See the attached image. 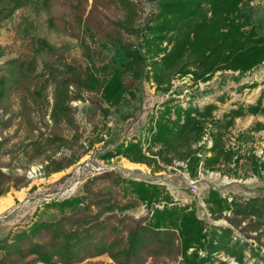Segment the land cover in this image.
Masks as SVG:
<instances>
[{
	"label": "rangeland",
	"instance_id": "374dc122",
	"mask_svg": "<svg viewBox=\"0 0 264 264\" xmlns=\"http://www.w3.org/2000/svg\"><path fill=\"white\" fill-rule=\"evenodd\" d=\"M240 6L255 32L264 34V0H242ZM156 13V0H30L1 20L0 170L4 176L0 190L15 198L9 197V205L0 209V264L33 261L36 254L30 249L35 243L48 247L66 234L77 239L79 250L70 264H118L107 250L110 244L112 251L122 249L127 230L151 214L128 188V179L161 185L173 201L194 207L206 227L233 229L231 243L238 242L243 249L242 262L220 252L211 264H218V259L228 264H264V224L226 212L217 218L205 202L211 187L229 200L264 198V170L253 174L248 168L249 155L264 159V112H247L257 103L264 108V63L242 74L218 70L207 80L177 74L168 90L126 71L128 92L108 114L99 91L81 88L90 61L96 66L107 64L108 74L123 69L128 59L115 43L121 39L142 44L145 25ZM165 102L183 107L210 103L216 119L243 107L245 113L234 118L223 138L225 148L241 155L238 165L221 163L222 171H209L200 163L192 177L184 161L154 170L122 156L102 158L121 141L140 140L145 149L152 117ZM211 129L206 122L194 147L211 145ZM73 197L82 202L74 208L57 205ZM224 216L232 217L233 225ZM36 221L57 224L18 241L20 250L10 249L17 243L14 236ZM180 259L163 250L139 263L177 264ZM52 264L66 263L56 255Z\"/></svg>",
	"mask_w": 264,
	"mask_h": 264
},
{
	"label": "trees",
	"instance_id": "16d2710c",
	"mask_svg": "<svg viewBox=\"0 0 264 264\" xmlns=\"http://www.w3.org/2000/svg\"><path fill=\"white\" fill-rule=\"evenodd\" d=\"M241 1L156 0L157 13L145 25V32L141 37L143 43L131 45L121 39L115 43L128 59L122 64L123 69L117 68L112 74H108L107 64L96 66L90 61L85 68L81 88L90 92L99 91L101 99L108 106L104 107L108 114L109 109L119 105L128 92L123 79L126 71H130L135 77H145L162 90H168L171 78L177 74L183 76L190 73L194 80H207L218 70L238 71L241 74L251 71L264 63V34L255 32L248 15L242 12ZM28 2L30 0H0V22ZM213 109L214 105L210 103L202 107L190 103L183 107L165 102L163 109L152 117L145 149L140 140L121 141L114 149L105 151L102 158L122 156L131 162L153 167L154 170L171 165L174 160L184 161L192 177L197 175L200 163L203 170L209 171H222L221 163L223 167L231 163L238 165L241 155L236 149L225 148L223 138L234 118L243 115L245 110L239 106L223 114L222 119H216L212 116ZM247 112H264V108L257 103L248 106ZM206 122L212 125L211 145L194 147L202 136ZM238 136H243V133ZM248 162V168L253 174L264 170V159L257 155H249ZM231 173L237 175V169L233 168ZM3 176L0 170V185ZM125 182L135 197L149 207L151 214L127 230L126 245L122 249L112 251L110 244L107 250L118 264H129L133 259L140 264L139 261L163 250L180 255L181 259L177 264H211L213 256L220 252L233 257L238 263L242 262L243 249L238 246V242L231 243V227H206L194 207L179 205L157 183L143 179H128ZM3 193L0 190V195ZM81 202L80 197H73L63 199L57 205L61 209L74 208ZM205 202L210 214L217 218L226 212L232 217L253 218L257 224H264L262 197L244 200L232 197L229 200L211 187ZM157 203L161 207L153 206ZM232 217L225 219L233 225ZM56 224L57 222H33L29 229L17 233L14 236L17 243L8 247L20 250L18 241L35 234L41 228ZM69 237L66 234V238L55 241L48 247L35 243L30 249V252L36 254L33 261L52 264L53 257L58 255L66 264H70L79 250L75 242L77 239ZM33 261L24 264H33ZM218 264L228 262L218 259Z\"/></svg>",
	"mask_w": 264,
	"mask_h": 264
},
{
	"label": "crops",
	"instance_id": "0c3cea01",
	"mask_svg": "<svg viewBox=\"0 0 264 264\" xmlns=\"http://www.w3.org/2000/svg\"><path fill=\"white\" fill-rule=\"evenodd\" d=\"M9 197H10L11 200L14 201L15 196L12 195V194H10V195H8V194L6 195L5 194V195L0 196V205H1V200L2 199H5V202H8L9 201V199H8Z\"/></svg>",
	"mask_w": 264,
	"mask_h": 264
},
{
	"label": "bare ground",
	"instance_id": "6f19581e",
	"mask_svg": "<svg viewBox=\"0 0 264 264\" xmlns=\"http://www.w3.org/2000/svg\"><path fill=\"white\" fill-rule=\"evenodd\" d=\"M8 202H9V201H8ZM8 202H5V201L2 202V203H1V208H0V209H4L7 205H9L10 202H9V203H8Z\"/></svg>",
	"mask_w": 264,
	"mask_h": 264
}]
</instances>
